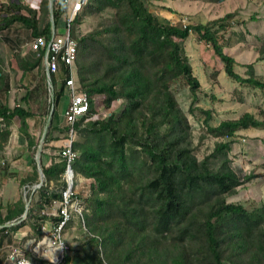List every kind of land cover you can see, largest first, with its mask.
I'll return each instance as SVG.
<instances>
[{
    "label": "trees",
    "instance_id": "obj_1",
    "mask_svg": "<svg viewBox=\"0 0 264 264\" xmlns=\"http://www.w3.org/2000/svg\"><path fill=\"white\" fill-rule=\"evenodd\" d=\"M0 5V37L12 52V62L22 72L34 69L40 57L31 50L22 55L21 50L32 38L50 35V21L45 19L48 1L41 0L39 10L15 0ZM107 12L110 17L100 28L79 33L77 25L84 17ZM58 15L54 13V20ZM231 16L197 24L170 23L154 15L144 0H88L74 18L75 81L88 95L90 110L95 94L103 95L106 107L118 98L125 99V104L105 119L85 116L74 124L83 140L73 139L77 156L72 167L91 181L85 198L89 207L85 226L93 246L90 252L66 253L60 264H102L103 260L108 264H264V203L248 209L226 202L225 196L242 182L230 165V141L216 142L211 153L197 160L188 144V120L172 90L181 80L189 87L192 101L197 99L199 80L178 41L191 32L212 47L229 78L264 88V81L252 75V64L247 66V77L235 72L234 58L218 42L217 32ZM15 22L25 27L26 38H13ZM259 54L264 56V42ZM68 75L63 65L51 75L55 104ZM3 81L7 89L8 82ZM40 87L26 89L20 101L28 103ZM198 110L205 115V135L224 138L241 130L264 129V119L248 112L211 125L210 111ZM31 116L33 112L20 102L11 108L0 101V149L10 135L12 121L18 117L20 130L26 134L25 119ZM39 167L43 181L37 188L38 207L44 208L61 197L64 184L57 181L65 162L52 160ZM51 181L57 183L55 188L50 187ZM25 209L22 201L8 203L5 214H0V245L12 242L11 231L22 226L17 221ZM31 211L32 206L26 215L32 217ZM50 219L56 224L60 217ZM32 228L35 240H40V225L32 224ZM25 254L39 264L47 262L27 250ZM14 260L9 249H0V264H15Z\"/></svg>",
    "mask_w": 264,
    "mask_h": 264
},
{
    "label": "rangeland",
    "instance_id": "obj_2",
    "mask_svg": "<svg viewBox=\"0 0 264 264\" xmlns=\"http://www.w3.org/2000/svg\"><path fill=\"white\" fill-rule=\"evenodd\" d=\"M6 1L8 2V0ZM144 2L162 22L176 23L181 20L185 24L205 23L223 18L224 15L231 13L232 16L222 22L225 27L217 32L218 42L223 51L234 58L235 72L247 77L249 76L247 66L252 64V75L264 81V56L259 54V47L264 42V0H144ZM40 4L41 0H39L36 10L40 9ZM56 6H60L61 9V3ZM47 7L48 14L45 19L48 18L50 21L49 3ZM53 12L59 14L58 19L59 16L64 15L55 6ZM39 14L40 12L37 11V17ZM109 17L108 12L102 16H86L77 25V29L80 34H86L100 28L104 19ZM74 26L75 24L72 23V28ZM11 30H13V38H26V29L21 23H13ZM178 41L184 48L193 74L198 78L200 84L197 99L194 102L185 82L176 81L172 87L176 103L186 115L189 123L188 144L191 151L197 160H201L212 152L216 142L230 141L231 149L228 152L230 165L241 176L242 182L236 187L234 193L225 196V200L226 202L240 203L248 209L258 207L264 203V129L241 130L233 137L224 138L205 135L203 124L205 115L198 108L210 111L209 123L211 125H217L221 120L238 118L245 112L262 120L264 119V88L240 84L229 78L224 72L222 61L214 53L212 47L204 41H200L194 32H191L183 41ZM22 48L21 54L24 55L29 49L26 45ZM11 55L12 52L0 37V70L3 73V78L0 81V101L11 108L20 102L25 109L29 108L33 112V116L25 119L26 134L20 130L21 120L16 117L10 125V135L0 149V214H5L8 203L22 201L26 209L32 206V217L26 215L25 209L17 221H22V226L16 231H11L12 242L0 245V249L3 248L6 252L9 249L15 258L22 260L24 257L25 261H30V264H39L29 260L25 251L31 252L37 258L47 260L42 255L45 251L53 249V246L49 245V241L52 240L50 228L53 224V219L50 218H53L57 211L58 200H55L50 206L38 207L40 203L37 184L40 182V175L39 170L35 171L33 165L38 168L40 163L59 161L60 157L57 151L67 138L65 129L67 125L63 112L68 97L62 95L59 98L52 117L49 93L44 86L45 75L41 63H38L34 69L22 72L18 66L9 67L8 59ZM4 79L5 83L8 82L7 89ZM37 84L41 87L35 90L29 102H21L20 98L25 90L33 88ZM55 86L58 89V81L55 82ZM76 86L80 88L77 82ZM93 100L94 105L99 109L100 118L105 115L106 109L117 114L125 104V99L118 98L113 100L109 107H106L102 101V94L93 95ZM53 125L57 128H53ZM73 137L79 142L83 140L76 133ZM201 137L203 138L201 139ZM73 172L74 191L80 199L83 217L78 213H73L70 219L72 222L70 225L64 226L61 232V240L67 247L65 254L90 252L93 246L88 242L90 235L85 226V215L89 213L88 201L85 198L89 196L91 181L74 168ZM63 173L64 171L57 182L65 185ZM247 176L248 179H246ZM49 185L51 188H55L57 183L54 184L51 181ZM35 223L40 225L43 239L41 237L40 240H35L36 234L32 228V224ZM36 248H39V254L34 251ZM100 257H102L101 254ZM14 263L16 264V262ZM102 264H108V262L103 260Z\"/></svg>",
    "mask_w": 264,
    "mask_h": 264
},
{
    "label": "built area",
    "instance_id": "obj_3",
    "mask_svg": "<svg viewBox=\"0 0 264 264\" xmlns=\"http://www.w3.org/2000/svg\"><path fill=\"white\" fill-rule=\"evenodd\" d=\"M15 1L31 8H36L37 4H39V0ZM87 2L88 0H48L50 10V35L48 37L36 36L25 44L29 50L36 52L40 57L41 68L45 75V86L49 93V100L52 108L50 115L52 117L54 116L55 108L58 103L55 104L54 101V84L51 80V75L57 74L60 71L61 65H63L69 73L67 78L63 79V95L68 97V102L63 112V117L68 127L66 134L67 138L57 151V154L60 157L59 160L65 161L63 173V181L65 185L61 191V197L58 200L57 211L54 214V216H59L60 220L56 224L51 225L50 231L52 234V240L49 241V245L53 246V249L58 245L63 244L62 249L55 253L56 264L62 262L65 255L64 252H66L65 249H67L66 244L60 237L64 226L71 219L73 213H78L83 217V208L81 207L80 199L74 191V172L71 165L77 156V152L74 151L72 147L73 136L75 134L74 124L85 116L87 117L86 119H105L111 114V111H108L105 108L107 112L104 116L106 117L103 116L100 118V115H98L99 109L96 108L94 102L92 104V109L90 110V100L88 95L76 86L75 60L77 57V42L72 36V23ZM59 3H61V9L60 6H56ZM54 6L61 11V14H64L59 16V19L57 18L56 20H54V15L52 14ZM11 253L10 256L15 259L16 264H24V257L20 260L15 258ZM47 262V264H50L48 260Z\"/></svg>",
    "mask_w": 264,
    "mask_h": 264
},
{
    "label": "clouds",
    "instance_id": "obj_4",
    "mask_svg": "<svg viewBox=\"0 0 264 264\" xmlns=\"http://www.w3.org/2000/svg\"><path fill=\"white\" fill-rule=\"evenodd\" d=\"M38 170H39V175H40V172H42L41 169H40V167H38ZM37 185H38L37 187H39L41 184H37ZM41 243L43 244L44 242L42 241ZM62 247H63V244H60L55 249H52L51 251H45L42 256L44 258H46L50 262V264H56V256H55V253L58 250H61ZM34 251L39 254V248L34 249ZM24 264H30V261H25Z\"/></svg>",
    "mask_w": 264,
    "mask_h": 264
},
{
    "label": "crops",
    "instance_id": "obj_5",
    "mask_svg": "<svg viewBox=\"0 0 264 264\" xmlns=\"http://www.w3.org/2000/svg\"><path fill=\"white\" fill-rule=\"evenodd\" d=\"M3 4V3H7V1L6 0H0V4ZM1 6V5H0ZM12 43H15L16 42V39H13L12 41H11ZM4 43V42H3ZM23 49V48H22ZM22 51L23 50H21V53H22ZM12 58L11 57H9V59H8V64H9V67H16V65H14V63L12 62V60H11ZM0 62H1V60H0ZM2 65H3V63H1Z\"/></svg>",
    "mask_w": 264,
    "mask_h": 264
},
{
    "label": "water",
    "instance_id": "obj_6",
    "mask_svg": "<svg viewBox=\"0 0 264 264\" xmlns=\"http://www.w3.org/2000/svg\"><path fill=\"white\" fill-rule=\"evenodd\" d=\"M42 172H40V183L39 184H41L42 183V180H43V178H42Z\"/></svg>",
    "mask_w": 264,
    "mask_h": 264
}]
</instances>
